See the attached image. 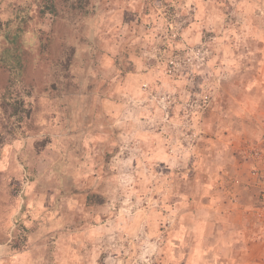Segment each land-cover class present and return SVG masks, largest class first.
<instances>
[{
	"label": "rangeland",
	"instance_id": "obj_1",
	"mask_svg": "<svg viewBox=\"0 0 264 264\" xmlns=\"http://www.w3.org/2000/svg\"><path fill=\"white\" fill-rule=\"evenodd\" d=\"M264 0H0V264H264Z\"/></svg>",
	"mask_w": 264,
	"mask_h": 264
},
{
	"label": "built area",
	"instance_id": "obj_2",
	"mask_svg": "<svg viewBox=\"0 0 264 264\" xmlns=\"http://www.w3.org/2000/svg\"><path fill=\"white\" fill-rule=\"evenodd\" d=\"M259 202L261 203V206L264 209V188L261 191L260 198H259Z\"/></svg>",
	"mask_w": 264,
	"mask_h": 264
}]
</instances>
